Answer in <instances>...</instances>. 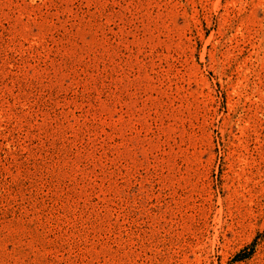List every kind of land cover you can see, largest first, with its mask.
I'll return each mask as SVG.
<instances>
[{
    "label": "rangeland",
    "instance_id": "rangeland-1",
    "mask_svg": "<svg viewBox=\"0 0 264 264\" xmlns=\"http://www.w3.org/2000/svg\"><path fill=\"white\" fill-rule=\"evenodd\" d=\"M0 264H264V0H0Z\"/></svg>",
    "mask_w": 264,
    "mask_h": 264
}]
</instances>
